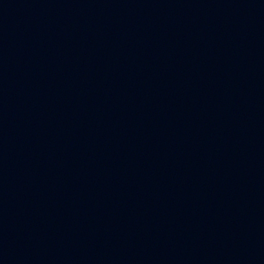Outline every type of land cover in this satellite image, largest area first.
<instances>
[{"label": "water", "instance_id": "obj_1", "mask_svg": "<svg viewBox=\"0 0 264 264\" xmlns=\"http://www.w3.org/2000/svg\"><path fill=\"white\" fill-rule=\"evenodd\" d=\"M0 264H264V0H0Z\"/></svg>", "mask_w": 264, "mask_h": 264}]
</instances>
